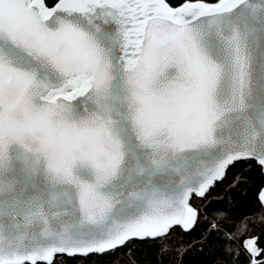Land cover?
<instances>
[{"label":"snow or ice","instance_id":"1","mask_svg":"<svg viewBox=\"0 0 264 264\" xmlns=\"http://www.w3.org/2000/svg\"><path fill=\"white\" fill-rule=\"evenodd\" d=\"M0 264H264V0H0Z\"/></svg>","mask_w":264,"mask_h":264}]
</instances>
